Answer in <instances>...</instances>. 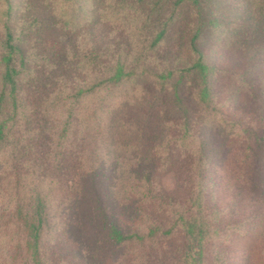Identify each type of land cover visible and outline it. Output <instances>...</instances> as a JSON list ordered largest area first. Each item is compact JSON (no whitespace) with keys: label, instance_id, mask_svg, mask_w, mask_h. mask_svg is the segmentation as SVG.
<instances>
[{"label":"trees","instance_id":"16d2710c","mask_svg":"<svg viewBox=\"0 0 264 264\" xmlns=\"http://www.w3.org/2000/svg\"><path fill=\"white\" fill-rule=\"evenodd\" d=\"M127 1L133 7L141 5L143 15L156 17V29H151L153 39L150 45L140 50L136 59H132L129 49L121 44L122 50L113 51V58L104 60L103 56L109 53V49L99 52L96 45L100 37L93 36L92 47L86 53H90L86 61L93 62L95 68L93 80L88 82L73 78L67 82L65 77H60L57 79L59 84L50 90H25L23 81L31 76L33 70L27 64L30 58L26 56L20 37L15 36L9 24L11 0H0V182L2 187L5 183L6 192L8 190L11 195L12 211L6 223L12 229L17 226V233L21 234L16 238V243L19 248L22 246L25 249V256L31 259L26 264H43L41 237L53 231L57 222H61L60 226L71 236L81 239L79 247L82 253L78 258L85 261H76V264L121 261L130 254L142 261H153L151 252L154 258L155 252L162 251L163 241L179 230L183 231L184 248L176 258L171 259L183 261L184 264H202V244L207 233L204 224L207 220L215 219L210 214L227 210L220 206L222 200L213 201L204 193L202 171L210 155L212 132L204 135L203 127L209 118L207 115L201 118L198 110H194V106L180 94L187 74H200L202 85L196 89V97L199 105L201 102L205 107V113L211 108L210 67L205 64L204 56L197 48V32L189 42L182 41L184 52H189L194 58L189 66L180 67L179 77L174 83L175 97H170V106L167 107L171 109L169 114L173 119L175 112L183 113L181 121L177 123L178 129L172 128V121H166L163 108H156V97L165 96L161 88L150 90V97L144 91L143 97H133V100L122 105L124 97L119 101V93L116 94L120 89L121 96L124 94L129 85L123 82L134 74L132 70L141 61L142 55L153 51L156 44L162 42L174 20L173 16L179 9L187 7V0H172L174 8L170 13L163 12L167 10L170 0ZM34 2L26 0L25 13L33 10ZM256 2L260 6L262 0ZM200 3L201 0H195L194 5L200 8ZM123 15V20L119 17L118 33H113L114 41L126 30L125 21L129 16ZM134 18L139 22L144 21L142 15ZM131 30L141 32L139 28L131 27ZM68 57L69 54H66L65 64L69 61ZM173 73L172 69H164L157 73L155 79H159V84L164 88ZM43 78L41 76L36 81L31 78L29 81L34 84L43 81ZM110 98L115 101L108 103ZM36 100L43 105L38 110L33 105ZM103 112L111 116L107 118L109 125L105 127L106 130L100 129L104 121H98ZM228 125L234 127L236 123L228 119L216 123V129L220 130L215 132L213 142L216 135H225ZM14 127L30 133L27 137L21 135L14 139L15 144L11 148L9 139ZM173 131L178 132L175 137L180 136V139L192 145L187 148V164L190 165L187 170L192 173L195 168L197 177L187 172V185L193 179L197 183L189 194L187 206L174 207L169 211L159 202L165 197L166 187L154 183L152 155L159 147L162 159L165 152L160 141L171 136ZM48 133L51 136L47 146L41 145L43 140L37 142L39 135L44 138ZM253 135H256L252 137L254 139H262L264 133L256 132ZM245 140L247 143L241 149L245 156L242 163L251 155L253 163H246L243 170L245 173L249 170L250 180L254 183L260 180L264 188V145L252 146L251 139ZM222 148V144L214 145V150ZM43 155H47L46 159ZM57 155L62 159L68 155L60 167L56 163L58 175H63L61 179L55 176V167L54 171L51 166L45 171L46 168L41 166V162L44 165ZM137 157L140 158L138 163L135 162V167L127 168L126 162L132 163L131 159ZM255 172H258L257 177ZM245 173H228L230 177L226 188L229 190L232 185L233 196H237L231 210L241 207L250 198L251 202H256L254 199L258 195L243 186ZM56 182H59L63 196L61 205L53 204L54 199H48L52 189L45 193ZM238 185L244 191L239 190ZM261 213L264 212L253 215V223L262 217ZM60 214H64L65 218L62 219ZM169 216L173 221L170 225ZM250 264H254V261H250Z\"/></svg>","mask_w":264,"mask_h":264},{"label":"rangeland","instance_id":"374dc122","mask_svg":"<svg viewBox=\"0 0 264 264\" xmlns=\"http://www.w3.org/2000/svg\"><path fill=\"white\" fill-rule=\"evenodd\" d=\"M33 1H35L31 7L33 10L25 13L26 0H11L12 9L9 16V24L15 36L20 37L26 56L30 58L27 64L33 69L31 76L23 81L25 90L34 88L50 90L59 84L57 79L60 77H65L67 82L73 78L88 82L93 80V76L96 75H92L95 72L93 62L86 61L87 55L90 54L86 53L92 47L93 36L100 37L96 45L99 52L109 49V53L103 56L104 60L109 61L113 58L112 52H118L119 48L122 50L120 47L122 45L129 49L132 59H136L140 50L145 45H150L153 39L151 29H156V17L154 19L143 15L140 11L143 9L141 5L133 7L127 0L66 2L31 0ZM256 1L201 0L200 8H197L194 5L195 0H187V7L179 9L173 16L174 20L162 42H158L153 51L142 55L141 61L132 70L135 71L134 74L123 82L129 85L124 94L121 96L122 89L116 92L119 93V101L124 97L122 105L126 101L133 100V97H143L144 91H147L150 97V90L161 88L162 94L167 97L161 95L156 97L158 102L156 108H163L166 121H172L174 123L172 128L178 129L177 123L181 121L183 113L181 110L182 114L175 112L173 119L172 114H169L171 109L168 110L167 107L170 106V97H175L174 83L179 77L180 67L189 66L194 58V55L184 52L182 41L189 42L197 32V48L203 54L205 64L210 67L208 81L211 88V108L205 113V107L201 102L199 105L196 97L198 92L196 89L202 85L200 74L188 73L180 94L194 106V110H198L197 114H200L201 118L202 115L204 117L207 115L209 118L203 127L204 135L212 132L210 155L202 171L204 193L213 201L222 200L220 206L227 209L216 214L209 213L215 219L209 222L207 220L204 224L207 233L202 244V264H250V261H254V264H264V213H261L262 217L256 220V224L253 223V215L264 212V188L260 180L255 183L250 180L249 170L246 173L243 170L246 163L248 165L253 163V155L248 157L250 160L246 159L242 163L245 156L244 152H241L244 144L247 143L245 138L251 139L252 146L260 143L264 145V136L262 139L252 138L256 136L253 135L256 132L262 135L264 133V0L260 6H257ZM173 8V1L170 0L167 3V10L164 9L163 12L170 13ZM123 14L129 16L125 21L126 30L114 41L113 33H118L116 29L119 25V17L123 20ZM136 15H142L144 21L136 20L134 18ZM131 27L139 28L141 32L131 30ZM66 54H69V61L65 64ZM164 69H172L174 73L173 77H169L167 85L162 88L159 79L155 78L157 73L163 72ZM41 76L43 81L34 84L29 81L31 78L36 81ZM83 83L87 82L83 81ZM114 101V98H110L107 102ZM33 105L35 110L43 106L39 100ZM101 115L98 121L104 123L99 127L106 130L105 127L109 125L107 118L111 116L106 112ZM226 119L235 122L236 125L234 127L228 125L225 135H216L213 142L215 132L220 130L216 129V123L224 122ZM16 130L17 128L14 127L9 139L11 148L12 144H15L14 139L21 135L27 137L30 133L21 129L17 132ZM173 133L175 132L160 141L165 152L162 159L159 147L152 155L155 164L152 170L156 179H153L154 183L166 187L165 197L159 202L163 207L167 206L169 211L174 207L187 206L189 194L197 183L193 179L187 185V172L197 177L195 168L192 173L187 170L190 166L187 164V148L192 145L189 141L180 139V136L175 137L178 132ZM50 136V133L45 134L44 138L39 135L37 142L43 140L41 145L47 146ZM215 144L216 146L222 144L223 150H214ZM46 156L42 157L46 159ZM139 158L131 159L134 165L126 162V167H135V162L138 163ZM258 158L259 156L255 158L256 163ZM64 159L67 160L68 155L63 156V159L57 155L51 161L47 160L49 162H44L45 167L40 162L42 168H46L45 171L50 166L54 171L55 167V176L60 178L63 175H58L59 169L57 170L56 167H60ZM228 173H239V175L245 173L242 177L243 186L258 195L254 199L255 203L251 202L250 198L245 200L241 207L231 210L237 202V196L235 194L233 196L232 185L229 186V190L226 188V183L229 184L227 179L230 177ZM254 174L257 177L258 172ZM1 184L2 182H0V264H26V261L31 259L25 256V249L22 246L19 248L16 243V238L21 234L17 233V226L12 229L6 223L12 211L11 195L8 190L6 192L5 183L4 187ZM238 187L239 190L244 191L242 186L238 185ZM49 190L51 197L48 199H54L53 204L61 205L63 196L59 182L53 184V187H48L45 193ZM53 193L55 196H52ZM60 215L62 219L65 218L64 214ZM171 219L172 217L169 216L168 225L173 223ZM60 224L61 222H57L53 231L41 237L43 264H76V261H85L83 258H78L82 253L79 247L80 237L71 236ZM161 248L162 251L155 252L154 258L151 252L153 261H142L136 255L130 254L121 261H106L104 264H184L183 261L171 259L176 258L184 248L182 230L166 238ZM166 258L170 261H163Z\"/></svg>","mask_w":264,"mask_h":264}]
</instances>
